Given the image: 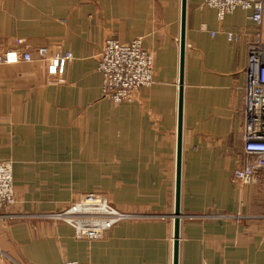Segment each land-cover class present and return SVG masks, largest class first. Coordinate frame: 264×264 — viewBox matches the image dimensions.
<instances>
[{
  "label": "crops",
  "instance_id": "1",
  "mask_svg": "<svg viewBox=\"0 0 264 264\" xmlns=\"http://www.w3.org/2000/svg\"><path fill=\"white\" fill-rule=\"evenodd\" d=\"M202 3L187 0L179 264H264V173L232 179L248 161V45L264 41V18L259 28L238 8L218 20ZM180 35L181 0H0V54L20 38L73 54L62 79L38 60L0 64V161L16 194L0 264H173ZM112 36L142 38L154 56L153 83L120 104L98 70ZM96 187L138 218L92 240L44 217Z\"/></svg>",
  "mask_w": 264,
  "mask_h": 264
},
{
  "label": "built area",
  "instance_id": "2",
  "mask_svg": "<svg viewBox=\"0 0 264 264\" xmlns=\"http://www.w3.org/2000/svg\"><path fill=\"white\" fill-rule=\"evenodd\" d=\"M202 5L214 9L218 20H223L238 8L251 10V19L259 28L263 27L264 0H203ZM227 39L236 42L239 36L234 32H227ZM17 42L25 46L24 50L6 51L0 55V64L38 60L48 75L62 79L67 63L73 59L72 52L68 50L58 49L51 53L48 47L42 46L33 51L25 39ZM98 70L102 75L103 97L115 104L130 102L137 89L153 83L154 56L145 48L142 38L123 42L112 36L104 42ZM246 73L243 150L248 161L234 170L232 179L242 184H253L258 181L260 173H264V41L261 33L248 45ZM15 202L13 164L10 161H0V219L14 218L15 215L8 210ZM48 216L71 225L75 238L92 240L103 237L123 220L138 218L137 214L119 210L106 196L95 192L85 194L67 209ZM56 264L83 263L68 260Z\"/></svg>",
  "mask_w": 264,
  "mask_h": 264
},
{
  "label": "water",
  "instance_id": "3",
  "mask_svg": "<svg viewBox=\"0 0 264 264\" xmlns=\"http://www.w3.org/2000/svg\"><path fill=\"white\" fill-rule=\"evenodd\" d=\"M187 0H181V35H180V79H179V118L177 138L176 192L174 210V255L173 264H179L180 239V196H181V154H182V116H183V74L186 48Z\"/></svg>",
  "mask_w": 264,
  "mask_h": 264
},
{
  "label": "rangeland",
  "instance_id": "4",
  "mask_svg": "<svg viewBox=\"0 0 264 264\" xmlns=\"http://www.w3.org/2000/svg\"><path fill=\"white\" fill-rule=\"evenodd\" d=\"M21 39V38H20ZM19 40V39H18ZM17 40V41H18ZM16 41V44L17 45H19V47H21L19 50H24V48H25V46L24 45H21V44H18V42ZM27 44H28V42H27ZM29 45V44H28ZM30 47V46H29ZM40 47H42V46H40ZM46 47H48V46H46ZM37 48H39V47H37ZM37 48H34V49H32L33 51L34 50H36ZM49 48V47H48ZM12 50H14V49H12ZM50 50V49H49ZM8 51V50H7ZM51 51V50H50ZM6 52V51H5ZM4 52V53H5ZM4 53H1V54H4ZM35 53V52H34ZM0 54V55H1ZM2 64H4V63H2ZM64 75V74H63ZM55 78H57V79H60V78H58V77H55ZM97 135V134H96ZM15 189V188H14ZM91 192H95V193H99V194H102L103 196H105L104 195V192H103V190H101L100 188H98V187H96L95 189H94V191H91ZM89 193V192H88ZM87 194V193H86ZM16 195V194H15ZM85 195V194H84ZM83 195V196H84ZM82 196V197H83ZM81 197V198H82ZM81 198H79V199H81ZM79 199H76V200H73L72 202H70V204L67 206V207H65V208H63L62 210H58V211H63V210H65V209H67L69 206H71L74 202H76V201H78ZM111 202V201H110ZM16 203V202H15ZM112 203V202H111ZM113 204V203H112ZM114 205V204H113ZM115 206V205H114ZM116 207V206H115ZM117 208V207H116ZM120 210V209H119ZM58 211H55V212H58ZM122 211V210H121ZM55 212H48L47 214H45L47 217H48V219H52V220H56V219H53V218H50V216H48L49 214H52V213H55ZM125 212V211H124ZM131 214H134V213H131ZM134 215H136V214H134ZM47 217H45V218H47ZM56 221H60V220H56ZM60 222H63V223H65V224H68L66 221H60ZM69 225V224H68ZM69 226H71V225H69ZM72 227V226H71ZM66 261H68V260H66Z\"/></svg>",
  "mask_w": 264,
  "mask_h": 264
}]
</instances>
